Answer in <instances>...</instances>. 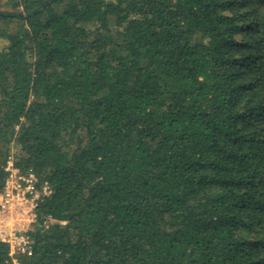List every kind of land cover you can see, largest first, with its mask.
<instances>
[{
	"label": "trees",
	"instance_id": "trees-1",
	"mask_svg": "<svg viewBox=\"0 0 264 264\" xmlns=\"http://www.w3.org/2000/svg\"><path fill=\"white\" fill-rule=\"evenodd\" d=\"M9 156L21 264H264V0H0Z\"/></svg>",
	"mask_w": 264,
	"mask_h": 264
},
{
	"label": "built area",
	"instance_id": "built-area-1",
	"mask_svg": "<svg viewBox=\"0 0 264 264\" xmlns=\"http://www.w3.org/2000/svg\"><path fill=\"white\" fill-rule=\"evenodd\" d=\"M4 170L6 177L0 192V241L8 245L12 264H21L17 255L31 253L29 232L37 225L39 201L51 193V187L32 170L16 166L11 156ZM54 221L48 216L43 226Z\"/></svg>",
	"mask_w": 264,
	"mask_h": 264
},
{
	"label": "rangeland",
	"instance_id": "rangeland-1",
	"mask_svg": "<svg viewBox=\"0 0 264 264\" xmlns=\"http://www.w3.org/2000/svg\"><path fill=\"white\" fill-rule=\"evenodd\" d=\"M2 1H4V0H2ZM2 8H4V7L2 6Z\"/></svg>",
	"mask_w": 264,
	"mask_h": 264
}]
</instances>
